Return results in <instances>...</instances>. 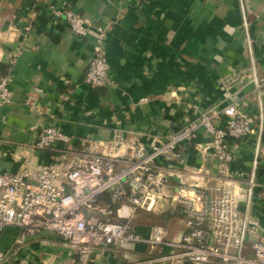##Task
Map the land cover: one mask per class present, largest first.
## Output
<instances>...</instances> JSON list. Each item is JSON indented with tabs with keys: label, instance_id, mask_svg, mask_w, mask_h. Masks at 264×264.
<instances>
[{
	"label": "crops",
	"instance_id": "obj_1",
	"mask_svg": "<svg viewBox=\"0 0 264 264\" xmlns=\"http://www.w3.org/2000/svg\"><path fill=\"white\" fill-rule=\"evenodd\" d=\"M45 5L107 25L111 87L82 81L94 34L79 37L63 22L52 24ZM45 5L0 0V73L13 92V102L0 105L1 166L16 171L12 153L50 122L69 135L148 141L206 106L233 101L256 128L249 140L234 142L232 167L253 182L247 212L264 236V89L256 90L250 77H264V0H46ZM208 141L199 131L192 145ZM31 154L41 163L55 155ZM196 155L189 153L191 164ZM133 225L143 236L152 225L163 226L168 237L184 228L174 207L138 211ZM18 232L9 226L0 234V250L9 253L11 264L76 258L75 248L50 232L28 236L17 248ZM167 252L161 247L149 253L144 244L97 248L90 264H165L148 260Z\"/></svg>",
	"mask_w": 264,
	"mask_h": 264
},
{
	"label": "built area",
	"instance_id": "obj_2",
	"mask_svg": "<svg viewBox=\"0 0 264 264\" xmlns=\"http://www.w3.org/2000/svg\"><path fill=\"white\" fill-rule=\"evenodd\" d=\"M33 3L43 7L46 0ZM45 6L52 24L63 22L79 37L94 34L82 81L92 88L111 87L104 54L107 25L70 8ZM250 77L256 90L264 89V77ZM12 102L9 78L0 73V105ZM199 131L209 141L193 146ZM255 132L233 101L206 106L148 141L69 135L47 123L12 153L16 171L0 164V233L17 227V248L28 236L53 233L75 248L76 258L63 264H90L95 249L130 244H144L149 253L167 248L148 260L154 263L264 264L262 228L247 212L253 182L232 167L234 142L249 140ZM192 150L197 155L191 164ZM36 151L55 155L35 162L31 153ZM167 207L183 217L181 231L171 237L160 225L150 226L146 236L135 231L138 211L158 213ZM6 257L0 251V264Z\"/></svg>",
	"mask_w": 264,
	"mask_h": 264
},
{
	"label": "rangeland",
	"instance_id": "obj_3",
	"mask_svg": "<svg viewBox=\"0 0 264 264\" xmlns=\"http://www.w3.org/2000/svg\"><path fill=\"white\" fill-rule=\"evenodd\" d=\"M1 234V233H0ZM2 252H4L3 250H0ZM7 252H5V255H6ZM9 256V253H7V257ZM6 257V260H5V263L6 264H11V261Z\"/></svg>",
	"mask_w": 264,
	"mask_h": 264
}]
</instances>
